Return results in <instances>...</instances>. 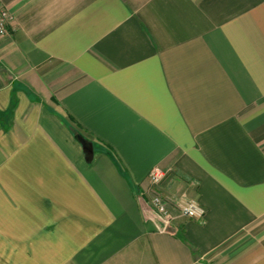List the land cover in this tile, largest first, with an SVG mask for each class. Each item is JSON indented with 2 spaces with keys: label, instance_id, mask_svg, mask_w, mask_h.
<instances>
[{
  "label": "crops",
  "instance_id": "obj_1",
  "mask_svg": "<svg viewBox=\"0 0 264 264\" xmlns=\"http://www.w3.org/2000/svg\"><path fill=\"white\" fill-rule=\"evenodd\" d=\"M0 1V264H264V0Z\"/></svg>",
  "mask_w": 264,
  "mask_h": 264
},
{
  "label": "built area",
  "instance_id": "obj_2",
  "mask_svg": "<svg viewBox=\"0 0 264 264\" xmlns=\"http://www.w3.org/2000/svg\"><path fill=\"white\" fill-rule=\"evenodd\" d=\"M13 20L14 17L12 16L8 8H6L0 1V37L6 36L8 34L9 26L12 24ZM164 177V171L158 168L152 170L149 174L151 190L155 193L152 203L157 215L162 219L166 230L172 222V215L169 212L165 200L159 193L156 192ZM179 208L182 216L188 219L203 220L206 215V210L195 201H185L180 205Z\"/></svg>",
  "mask_w": 264,
  "mask_h": 264
},
{
  "label": "water",
  "instance_id": "obj_3",
  "mask_svg": "<svg viewBox=\"0 0 264 264\" xmlns=\"http://www.w3.org/2000/svg\"><path fill=\"white\" fill-rule=\"evenodd\" d=\"M77 139L83 147L86 160L90 163L94 157V148L92 143L82 136H77Z\"/></svg>",
  "mask_w": 264,
  "mask_h": 264
}]
</instances>
